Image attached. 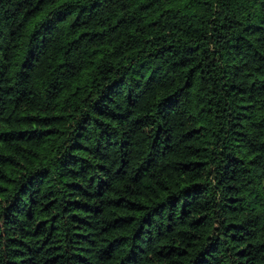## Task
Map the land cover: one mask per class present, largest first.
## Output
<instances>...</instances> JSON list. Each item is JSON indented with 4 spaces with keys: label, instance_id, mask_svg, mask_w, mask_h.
I'll list each match as a JSON object with an SVG mask.
<instances>
[{
    "label": "trees",
    "instance_id": "obj_1",
    "mask_svg": "<svg viewBox=\"0 0 264 264\" xmlns=\"http://www.w3.org/2000/svg\"><path fill=\"white\" fill-rule=\"evenodd\" d=\"M0 264H264V0H0Z\"/></svg>",
    "mask_w": 264,
    "mask_h": 264
}]
</instances>
